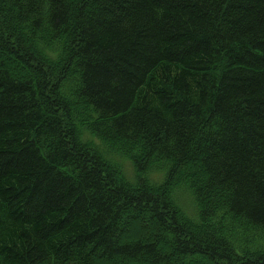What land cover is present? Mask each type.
I'll return each mask as SVG.
<instances>
[{
	"label": "trees",
	"instance_id": "16d2710c",
	"mask_svg": "<svg viewBox=\"0 0 264 264\" xmlns=\"http://www.w3.org/2000/svg\"><path fill=\"white\" fill-rule=\"evenodd\" d=\"M192 263L264 264V0H0V264Z\"/></svg>",
	"mask_w": 264,
	"mask_h": 264
},
{
	"label": "rangeland",
	"instance_id": "374dc122",
	"mask_svg": "<svg viewBox=\"0 0 264 264\" xmlns=\"http://www.w3.org/2000/svg\"><path fill=\"white\" fill-rule=\"evenodd\" d=\"M122 164L124 167L125 175L128 180L131 182L134 181V171L131 162L127 159H123ZM148 177L154 182H161L163 179V172H150L148 173ZM177 196L179 198L178 201L182 209L186 212L189 217L193 218V214L196 208L193 200L189 199V197L184 192H179Z\"/></svg>",
	"mask_w": 264,
	"mask_h": 264
}]
</instances>
